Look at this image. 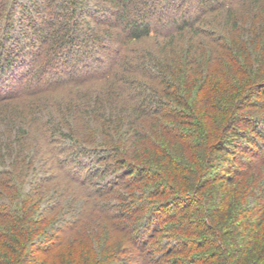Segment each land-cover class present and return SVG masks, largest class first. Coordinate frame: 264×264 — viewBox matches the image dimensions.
<instances>
[{"label":"trees","instance_id":"obj_1","mask_svg":"<svg viewBox=\"0 0 264 264\" xmlns=\"http://www.w3.org/2000/svg\"><path fill=\"white\" fill-rule=\"evenodd\" d=\"M21 1L27 0H0V75L27 63L51 79L60 77L64 66L100 69L95 77L77 80L97 79L95 92L65 109L61 104L59 115L62 122H78L81 114L91 116L88 124L99 123L100 144H82L83 133L72 125L64 136L78 142L70 157L90 154L104 163L81 178L74 172L48 181L63 179L57 191L66 197L88 180L107 181L108 172L123 170L113 184L123 190H115L120 196L116 210H98L112 212L114 232L122 238L116 235L117 244L108 250L92 249L97 259L91 254L85 262L89 250L78 251V242L69 245L78 225L63 227L61 215L56 216L62 199L50 198L55 202L43 216L35 214V195L1 191L0 264H54L52 259L58 261L65 250L67 256L55 264H264V160L246 172L235 167L225 176H211L214 162L235 143L230 136L250 143L255 135L264 137V112L247 115L252 99L264 92V0H249L253 21L246 28L233 6L225 9V0H193L194 11L188 0H164L165 5L157 0H42V30L34 27L29 61L7 40ZM217 12L226 17L227 35L205 28ZM131 66L138 71L130 72ZM125 69L128 74H119ZM99 85L107 91L96 93ZM100 104L108 113L104 117H99ZM49 117L59 120L53 112ZM62 122H57L59 130ZM248 126L253 134L241 131ZM22 130L17 136L30 132ZM6 150L11 152L0 145V159L8 156ZM4 174L0 170V177ZM102 184L79 193L97 202L104 195ZM17 202L19 212L13 210ZM171 207L177 210L162 219L159 213Z\"/></svg>","mask_w":264,"mask_h":264},{"label":"rangeland","instance_id":"obj_2","mask_svg":"<svg viewBox=\"0 0 264 264\" xmlns=\"http://www.w3.org/2000/svg\"><path fill=\"white\" fill-rule=\"evenodd\" d=\"M157 2L165 5L164 0H157ZM188 2H191V5H187L188 8H191L193 11L196 10V7L192 4V2L195 1L188 0ZM225 2V9L229 10V8L233 6V10H237V14L242 16L243 21H246L245 28L247 27V23L253 21V13L248 3L249 0H225ZM40 4H42V0L19 2V5L16 6L14 27L9 32L10 36L7 39L8 43L14 44L25 52L26 56L24 58L28 59V61L31 59V49H34L33 46H31L32 42L34 44V39L32 38L35 31L34 27H37L39 33H41L40 31L42 30L41 19L38 14L43 11L41 10L39 12V9L42 8ZM96 10V7L91 4V11L95 12V16H99L100 13L96 12ZM181 10V8L177 9L175 14L180 15ZM41 14L43 15V13ZM207 23L208 24H205V28L215 27L214 30H217L216 33L218 34L227 35L229 31L228 27H224V23H227L226 17L220 12L210 16ZM105 57H107V54H105ZM107 62L108 61H104L103 72H105L107 68ZM133 63L138 64V62L135 61ZM34 66V63H27L21 66L18 64L16 67L14 66L10 72L0 75V145L6 146V149L11 151L9 153L6 150L5 154L8 156L0 159V170L5 172V174L0 177V192L6 191L12 196V194H16L17 191L20 190L22 197L28 194L35 195L34 198L37 203L35 214L40 212L43 216H47L50 213L49 209L55 202L54 200H50V198H58V202L62 199L64 207H62L61 211L59 210L56 213V216L58 217V214L59 216L61 215L58 219L64 222L62 223L64 224L63 227L67 226L69 223L78 225V227L72 231L73 233L70 232L69 239L71 238V241H69V245L71 246L72 243L78 242L76 244L78 251L82 249L89 250L83 255L85 262L88 259L87 256L91 254L94 255V259H97V254L93 253L95 249L98 251L104 249L108 250L107 248L111 244H113V246L117 244H114L117 233L114 232V226L109 214L112 212H105V214L102 215L98 210H100L102 206H110L112 211L116 210L117 199L120 196H118L117 191H115L119 189L116 187L113 189V184L116 174L123 172V170H119L117 173H113L112 171L108 172V182L106 180L102 182L99 176L93 181L87 179L86 186L85 184H83V187L79 185V189L76 188V186L73 187L76 188V190H71L66 197H62L60 194L61 192L58 193L57 191V188L60 186V181L63 179L58 178L61 180L51 182L48 180L62 175H71L74 172L81 178L80 175L84 176L90 168H96L97 165H102L104 163V161H99L97 157L90 154L81 155L78 158L74 156V158L70 157V152L78 149V142L64 136L68 129H70V125H72L77 129V133L78 129L79 133H83L84 142L80 140L82 144H92V146L94 144H100L103 136L99 137V135H102V133L95 131L97 128H99V130L101 129L100 125H98L99 123L93 122V124H88L87 119L91 118V116L86 115V117L82 118L81 114L77 116L80 123L75 120L73 123H67L65 121L62 122V118L59 115L60 112H62L60 111L61 104H63L62 108L65 109L71 102L82 103V97H84V100H87L85 96L95 92V87L97 85L95 86L94 83L96 84V81H98L97 79L85 81L83 82L84 84L77 80L84 81L90 77H95L98 75L100 69L98 70V68L91 65V67L88 68H84L82 65H76L77 68H72V65L67 67L64 66L61 68L60 77L56 76L51 79L49 73H47L49 76L43 75V73H36V69H33ZM116 69L113 73L116 72ZM134 69L138 71L139 68L138 66L133 68L131 66L129 70L132 72ZM112 70L113 69L108 72H112ZM128 72L129 71L125 69L121 70L119 74L126 75ZM37 76L38 79H36ZM66 80H69L70 83H64ZM124 83L126 84V82ZM128 86L130 87L128 84L125 88H128ZM47 88L50 89V91L44 92ZM134 89L135 88L129 89L131 94ZM100 91H107V88H102L101 85H99V89L96 93ZM254 104L264 106V92L259 93L257 97L252 99L250 103L252 108H250L247 114L250 117H253L256 112H264L262 111L264 107L258 110L253 107ZM100 106L99 117H104L105 114L108 113H105L103 104H100ZM51 109L53 116L63 123L62 130H59L57 127V122L59 120L57 121L55 118L49 117L52 114V112H50ZM22 127L30 129L29 134L25 137H23L24 134L17 136L19 132L24 133ZM241 128V131L253 134L250 126ZM263 129L264 126L261 125L260 130ZM253 138V141L250 143L246 139H237L230 136V139L235 143L228 148L227 153H223L221 160L219 159L214 162L215 168L212 170L213 175L211 176H216L220 173L225 176L229 169L231 170L235 167L246 172L247 166L251 167V165H257L256 162L264 160V137L260 136L257 138L255 135ZM223 159L227 161L222 162ZM82 172H84L83 175ZM98 183H104L102 184V187H104L102 188L104 195L101 197L98 196V199H95L97 202H94L93 199L91 202H88L86 196L81 195L79 191L84 189L91 190V188L98 185ZM90 186L92 187L90 188ZM55 194L57 197L52 196ZM79 197L80 201L84 199L83 204H81V201L71 205L72 202ZM17 206L18 202L14 204L13 208L15 209L13 210L18 209ZM176 210V207H171L161 211L159 214L162 219H165L168 214ZM16 212L19 211L16 210ZM101 220H103V224L100 223ZM117 236L122 238V235L119 233ZM65 252L66 250L63 254L59 255L58 261L52 259L54 264L56 261L61 263L63 258L67 256ZM41 253L38 252L37 256L39 254L41 255ZM68 253H71L70 249L67 250V254Z\"/></svg>","mask_w":264,"mask_h":264}]
</instances>
